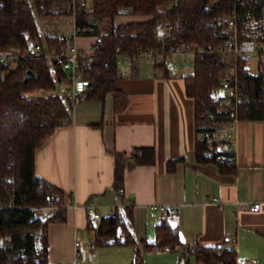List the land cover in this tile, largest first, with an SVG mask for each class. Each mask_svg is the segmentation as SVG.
<instances>
[{
	"label": "trees",
	"instance_id": "obj_1",
	"mask_svg": "<svg viewBox=\"0 0 264 264\" xmlns=\"http://www.w3.org/2000/svg\"><path fill=\"white\" fill-rule=\"evenodd\" d=\"M241 3V2H240ZM234 0H221L210 5V0H91L86 13L98 20L111 19L105 25L102 42L88 68L90 85L82 93L86 98H104L113 92L115 109H123L128 96L116 88L121 71L115 59V51L135 52L139 49L170 46L181 41L197 44L193 72L183 76L187 94L195 101L197 131L207 138L222 135L226 118L218 114L209 118L210 111L218 112L219 97L216 91L219 80L230 63V58L218 53L227 32L225 15L234 9H245ZM69 0H0V55L17 53L14 63L0 57V264H51L49 225L55 221H67L66 207H58L38 215L46 204L48 192L60 191L36 174L35 155L58 126L72 120L73 104L60 94L48 92L55 87L50 70L54 65L46 56L23 54L36 41L59 49L63 45L58 34H41L35 11L41 16L61 17L69 15ZM143 15L150 18L115 23L120 15ZM173 23L175 28L165 41L158 34L163 23ZM197 47V46H196ZM133 63L130 68H133ZM168 75V65H156ZM33 71L38 77L24 82L25 72ZM239 94L243 100L239 106V119L264 120V63L251 72L245 59L239 60ZM43 88L44 96L29 92ZM219 113V112H218ZM223 142V138H220ZM205 141L196 145L198 161L215 162L224 171H234L235 155L223 147L218 151L224 160L208 156ZM154 147H137L130 154L115 152L113 188L124 197L125 172L137 164H153ZM181 158L170 160L173 165ZM173 167H169L172 170ZM60 204H65L64 196ZM14 199V206H7ZM116 217L105 216L99 226L89 218V230L95 233V244L131 245L136 248L133 264L143 263V253L159 248H174L183 243L181 231L168 216L163 214L156 225L154 241H139L129 228L126 218L132 208L123 211L117 207ZM89 214V213H88ZM141 247V249L139 248ZM188 254L205 264H236L237 251L222 245H201L196 242L182 254L179 264H190Z\"/></svg>",
	"mask_w": 264,
	"mask_h": 264
},
{
	"label": "crops",
	"instance_id": "obj_2",
	"mask_svg": "<svg viewBox=\"0 0 264 264\" xmlns=\"http://www.w3.org/2000/svg\"><path fill=\"white\" fill-rule=\"evenodd\" d=\"M118 17L123 22L147 19L134 14ZM70 29L71 25L55 34ZM87 42L79 39L84 47ZM168 70V75L157 73L152 59L141 56L133 68L123 67L116 81V88L129 98L123 109H115L113 92L100 99L81 93L72 120L58 126L36 150V174L63 194L67 209V221L49 225L51 264H72L76 239L86 264H133L134 246L94 243L85 206L90 199L104 215L112 206L123 205L122 211L130 206L127 224L139 241L156 238L160 218L150 216V204L175 208L168 216L179 226L183 243L142 252V264H179L196 242L235 246L238 257H254L264 264V120H239L234 171L198 161L195 101L183 79L187 74L174 73L169 66ZM35 93L46 94L40 89ZM137 147H154L156 159L126 170L120 202L113 188L114 154H130ZM254 202H260L258 210L250 209ZM188 255L190 264H205Z\"/></svg>",
	"mask_w": 264,
	"mask_h": 264
},
{
	"label": "built area",
	"instance_id": "obj_3",
	"mask_svg": "<svg viewBox=\"0 0 264 264\" xmlns=\"http://www.w3.org/2000/svg\"><path fill=\"white\" fill-rule=\"evenodd\" d=\"M178 0H174L176 2ZM221 0H210V5H216ZM241 2L247 1L250 6L248 8H236L231 13L224 16L226 26L221 30L228 33L225 37L223 45L216 49L218 53L226 55L230 58L227 69L219 80V86L216 95L219 97L218 112L210 111L209 118H216L221 114L226 120L224 121L223 142L216 137L205 136L204 132L198 133V140L205 141L209 147L208 156H216L217 160H224L226 156L218 153L220 143L223 149L231 152L236 157L237 127L239 123V106L243 97L239 94V74L238 64L240 58L247 61L255 58L257 65L264 63V0H234ZM91 0H69V16L71 18V29L58 34L60 40L63 41L62 47H49L41 41H36L30 49L23 54L46 56L54 63L50 70L51 77L54 80L55 87L48 92L57 93L68 99L71 104L77 102L78 97L83 93L91 80L88 77V68L94 60L95 53L102 42V33L105 27L104 20H98L94 14L86 13ZM173 23H163L162 29L159 31V41H165L169 38L170 33L174 30ZM80 38H87L86 46L79 43ZM197 46V47H196ZM198 51L197 44H189L184 41L162 47H151L148 49H139L135 52L122 51L120 47L116 48L115 59L119 66V70L126 66L137 63L141 56H148L152 59L155 67L158 64L165 63L184 66L191 62L194 64V57ZM19 55L17 53H5L0 55L5 62L14 63ZM157 73L163 72L160 68H156ZM223 89L224 93L220 94L219 90ZM44 93L45 89L40 88ZM31 95L36 93L29 92ZM62 196L57 192H48L46 195V204L43 208L54 210L58 207H66L60 204ZM15 201L12 199L7 206H14ZM86 210L92 217L94 224L99 226L101 219L105 216L116 217L117 207L123 205L112 206L107 215L103 214L102 207L96 203L94 199H90L86 203ZM260 202H254L251 210H258ZM149 214L151 217L161 218L168 210L175 211V208L168 207L165 204L153 203L149 205ZM80 242L75 240V257L72 264H86L79 253ZM236 264H259L254 257H238Z\"/></svg>",
	"mask_w": 264,
	"mask_h": 264
},
{
	"label": "rangeland",
	"instance_id": "obj_4",
	"mask_svg": "<svg viewBox=\"0 0 264 264\" xmlns=\"http://www.w3.org/2000/svg\"><path fill=\"white\" fill-rule=\"evenodd\" d=\"M120 16H122V15H120ZM145 17L150 18V16H145ZM35 18H36L37 23L39 25L41 34L43 36L45 34L58 33V29L67 30L71 25V18L69 15H65V16H61V17L41 16L35 11ZM104 21H105V25H108V23H110L111 19L109 17H107V18H104ZM123 21H125V20L121 19V17H118L115 19V23L116 22H123ZM257 66L258 65H257L256 59L251 58L249 60V66H248L249 70L251 72L255 73L257 71ZM169 67L171 68V70L174 73L175 72H183L185 74H190L193 72L194 64L191 62H188L183 67L170 64ZM219 93L223 94L224 90L220 89ZM49 210L50 209H46V208L42 207L41 210L38 211V215H44ZM84 232H85V234H87L86 235V238H87L89 235V232H88V230H85ZM188 258H190L189 255H188Z\"/></svg>",
	"mask_w": 264,
	"mask_h": 264
},
{
	"label": "water",
	"instance_id": "obj_5",
	"mask_svg": "<svg viewBox=\"0 0 264 264\" xmlns=\"http://www.w3.org/2000/svg\"><path fill=\"white\" fill-rule=\"evenodd\" d=\"M33 77H38L33 71L27 70L25 72L24 82H27L28 80L32 79Z\"/></svg>",
	"mask_w": 264,
	"mask_h": 264
}]
</instances>
